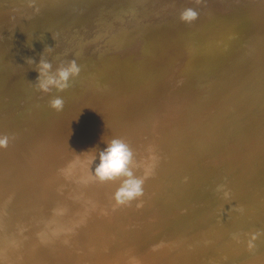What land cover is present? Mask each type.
Listing matches in <instances>:
<instances>
[{"label": "bare ground", "instance_id": "bare-ground-1", "mask_svg": "<svg viewBox=\"0 0 264 264\" xmlns=\"http://www.w3.org/2000/svg\"><path fill=\"white\" fill-rule=\"evenodd\" d=\"M92 2L0 0V95L6 103L15 102L14 106L0 105V134L10 137L8 147L0 150V264H157L162 256L163 264H175L174 260L184 257L195 260L200 247L212 250L221 244L235 245L232 238L237 241L252 230L251 217L261 218L258 211L264 205V167H256L257 159L249 155L252 146L239 136L245 131L249 134L257 130L260 125L252 122L250 127L244 126L242 114L240 124L232 128V121L225 118L230 109L216 110L207 105H196L200 112L203 108H209V111L201 112L200 123L204 129L197 134L198 138H193L209 144L202 154L197 152L182 160L183 154L190 152L180 146L179 138L187 129L180 131L179 124L184 121L185 125L188 115L180 114L183 105L173 99L182 93L178 90L188 80L187 75L191 76L196 71L199 73L197 77L192 75L196 77L192 80L194 86H201L204 78L211 80V73L216 75L215 80L220 86L224 85L223 77L205 64L204 57H210V53L199 55L195 66H190L194 71L197 64L194 72L192 69L189 72V65L185 62L183 64L187 67L183 66L176 57L178 52L188 54V57L198 55L192 51L205 42H211V39L182 45V38L177 37L170 54L175 58L163 55L158 63L145 67L147 71H157L168 79L169 86L177 83L181 76L171 89L173 96L167 95L168 98L159 105H149L148 110L139 107L132 115L138 120H126L115 128L107 126L115 132L111 139H123L132 148L136 163L150 157L152 159L146 160L149 167H155L156 162L166 165L157 177V186L151 190L148 182L144 184L141 201L117 206L113 195L120 183L112 187L108 182L102 185L94 179L92 170L97 161L91 163L89 151L103 149L105 145L101 144L104 142H90L88 150H80L78 146L84 143L80 136L75 139L66 135L68 131L45 125L55 114L62 113L65 105L61 111L52 109L48 102L51 91L44 93L38 89L36 66L41 57L52 64L53 72L62 64L75 60L81 72L74 81L92 85L90 89L99 82L97 74L92 71H104L105 67L87 61L81 35L72 32L79 24L76 18L70 17V12L82 10L85 13ZM230 9L225 2L218 11L225 15ZM209 11L206 9L204 13ZM214 16L209 21L203 20L204 26L193 29V34L202 35L204 32L210 36L212 31L205 33V27L211 26ZM234 19L235 14L223 22L225 28L219 36L222 37L220 44L229 46H225L228 49L232 32L238 28L234 26ZM4 27L9 28L8 33ZM80 31L86 34L85 28ZM232 50L231 58L237 61ZM55 56L61 57L57 59ZM120 59L121 56L114 54L107 65H113ZM201 72L205 75H200ZM212 95H209V100H213L216 107H225L222 105L223 95ZM23 109L28 113H19ZM170 109L178 113L173 119L170 118ZM14 110L15 114L11 116ZM141 120L143 125L137 122ZM46 137L50 139L42 146ZM156 142L161 146L151 151ZM166 149L168 156L164 154ZM29 152L36 156L28 159ZM16 154L22 156L19 161L14 160ZM79 158L83 163L77 165ZM73 164L77 166L76 170H72L73 175H68ZM31 165L35 166V174L26 171ZM75 180L91 183L84 189ZM71 181L78 189L72 190L67 185ZM83 193H88L89 197L81 202ZM256 200L259 203L250 204ZM107 205L119 208L116 212H107ZM231 208L242 216L239 221L245 225L234 235L228 229L219 228V222ZM10 220L18 222L9 225ZM56 220L60 222L56 223ZM171 224L173 230L168 229ZM221 230L225 238L217 244L213 236ZM184 239L187 241H182ZM167 251L179 253L176 256L174 253L175 258L169 260L165 256ZM251 260V257H246L244 264Z\"/></svg>", "mask_w": 264, "mask_h": 264}, {"label": "rangeland", "instance_id": "rangeland-1", "mask_svg": "<svg viewBox=\"0 0 264 264\" xmlns=\"http://www.w3.org/2000/svg\"><path fill=\"white\" fill-rule=\"evenodd\" d=\"M225 2L230 5L231 9L226 11L225 15H221L218 9ZM189 7L195 8L199 13L198 19L191 24L183 23L179 19L180 12ZM206 9L210 11L204 13ZM233 13L236 21V23L234 21V26H238V28L232 32L229 51L228 48H225L227 45L220 44L219 39L222 37L219 36L225 28L224 23L233 18ZM70 14L71 18L78 20L79 26H74L72 32L81 35L80 41L82 40L85 43V58L91 64L105 68L102 73L91 70L99 78V82L94 85L95 88L93 89H90L92 85L85 86L84 82L77 83L73 80L67 90L58 91L55 88L51 90L48 102L60 96L64 100L65 110L62 113L55 114L52 119L48 120L45 123L47 127H55L62 132L68 131L66 135L75 139L80 136L84 140V143L78 146L80 150H88L91 147L90 142L102 143L110 140L115 132L109 130L108 125L115 128L122 123H126V120H138L133 119L132 115L139 107L148 110L149 105H159L168 98L167 95L173 96L171 89L181 80V76H179L178 82L169 86L168 79L157 71H147L145 67L149 64L158 63L163 55H168V58H175L170 54L175 47L174 42L177 37L182 38V45L192 41L195 44L196 41L211 39L212 44L210 41L205 42L192 51V53L195 52L198 55L188 57L187 53V55L181 52L176 54L177 59L182 64L186 62L189 68L190 66L193 67L192 64L195 66V62L199 60V55L206 56L210 53V57H204L205 64L211 66L215 74L218 72L224 79V85L220 86L217 83L218 81L215 80L216 75L211 73L212 76L209 77L211 80L208 77L207 79L204 78L200 82L201 86H194L192 80L197 77L198 71H196L193 73L196 74V77H194L195 75L192 76V73L191 76L190 74L187 75L188 80L183 82L184 86L178 90V92L182 91L180 96L173 97L175 103L183 105L180 108V114L188 115L186 124L184 125V121L179 124L181 126L180 131L187 129L183 131L179 138L180 146L183 150L188 148L190 152L183 154L182 160L189 159L192 154L194 155L197 152L202 154L209 144V142L193 138L199 136L197 134H200V131L204 129L200 123L201 112H207L209 108L216 110L230 109L225 114V118L227 117L232 121V128L240 124L239 119L242 114L244 115V126L250 127L252 122L259 123L260 126L257 130H253L249 134L245 131L240 133L239 136L245 139L247 145L252 146L249 155L257 159L256 167H264V0H93L85 13H82V10L77 12L73 10ZM216 14L218 16H214ZM213 16L211 22L214 25L212 26L211 23L210 25L214 29L209 25L205 27L206 31L204 28L205 33L212 31L210 36L204 35V32L202 35L193 34V29L197 30L204 26L203 23L209 21ZM219 16L221 18H215ZM222 16H225V19ZM203 20L205 21L203 22ZM245 21H248L249 24H244ZM4 28L8 29L6 32L8 33L9 28ZM84 28L86 34L80 31ZM213 40L216 42H213ZM231 49H233L232 53L238 59L237 61L231 58ZM114 54L121 56L120 61L113 65H107L108 60ZM57 55L62 56L60 53ZM61 56L55 57L60 59ZM189 58H192L190 64ZM185 59L186 61H182ZM183 66L187 67L186 64H183ZM192 67H190L189 72ZM196 67L198 68L197 64ZM197 68L194 67V71ZM117 73L118 75H116ZM200 75L205 74L201 72ZM112 77L114 78L110 80ZM212 81H214V84ZM209 92L211 93L209 94ZM217 92L221 95H218ZM214 94H216V97L223 95L224 103L222 105H225V107H216L217 104L213 100H209L211 98L209 95L215 96ZM0 100L2 101L0 105H15L14 101L6 103L2 95H0ZM196 105H207L209 108H203L200 112L196 109ZM15 111L11 112L10 115L15 114ZM48 111L50 110L48 109ZM19 113H28V110L23 109ZM169 113L171 119L178 114L171 111V109ZM31 116H33V113ZM137 122L141 125L144 124L142 120ZM234 136L237 137L236 134ZM190 137H192L191 140ZM49 139L50 137H46L41 145L44 146ZM101 145L104 146L105 143ZM160 146L159 142L154 143L151 151H153V148L156 149ZM164 154L167 155V149ZM35 156L32 152L27 154L28 159ZM215 157L216 155L213 158ZM19 158H22V156L16 154L14 160ZM149 159L152 158H146V160ZM146 160L137 161L134 168L137 176H142L145 169L149 167ZM82 163L83 159L79 158L77 165ZM159 166L161 167L158 169ZM165 166V163L159 164L156 162L155 167H151L153 168L152 174L145 182V184L148 182L151 190L159 183L157 177L162 174ZM76 167L74 164L70 166L68 175H73L72 170H76ZM26 171L35 174V166L31 165ZM72 179L74 178L72 177ZM76 182L79 187L82 186L84 189L91 183V181H86V183ZM108 183L112 187H116V184L120 181ZM67 185L72 190L74 188L78 189L72 181ZM81 196L80 201L83 202L84 199H88L86 197H89V194L83 193ZM257 203H259L258 200L250 204ZM261 207L262 210L258 211L261 218L251 217L252 232L245 233L239 238L240 241L232 238L235 240V245L225 246L221 244L225 238L222 233L224 231L221 230L218 232L219 234L216 233L213 236V241L221 245L212 250H203L200 247L195 260L184 257L174 260V263L244 264L246 257H251L252 260L248 264H264V205ZM118 208L116 205H107V212H116ZM238 215L240 214L235 213L233 208L229 209L224 219L219 222V228L228 229L232 235L236 234L245 227L244 223L239 221L242 216ZM126 220L128 221V217ZM17 222L18 220H10L8 224L14 225ZM59 222V220H56V223ZM173 227L171 224L168 229L173 230ZM75 232L77 233L78 230ZM253 236L256 237L253 241L254 249L249 251L248 244ZM174 253L176 256L179 252L167 251L165 256L169 260L174 259ZM164 262L162 256L157 264H163Z\"/></svg>", "mask_w": 264, "mask_h": 264}, {"label": "clouds", "instance_id": "clouds-1", "mask_svg": "<svg viewBox=\"0 0 264 264\" xmlns=\"http://www.w3.org/2000/svg\"><path fill=\"white\" fill-rule=\"evenodd\" d=\"M198 16L197 10L189 7L180 12L179 19L183 23L191 24L198 19ZM31 62L35 63L32 60ZM36 71L38 72V89L48 93L53 88L58 91L67 90L71 82L79 76L81 67L75 60H70L53 72L52 64L41 57L36 66ZM63 106L64 100L60 96L50 101V107L56 111H61ZM9 142V136L0 134V150L6 149ZM104 143L106 146L103 149L89 151L92 154L91 163L94 164L98 161L92 170L94 179L101 183L120 181L119 187L113 195V200L117 206H128L133 202L141 201L144 195V184L152 174L151 167H147L142 176H137L134 171L136 160L132 148L120 138H112ZM137 206L139 207L140 204L137 203ZM255 239L256 237L253 236L249 241V251L254 249L253 241Z\"/></svg>", "mask_w": 264, "mask_h": 264}]
</instances>
